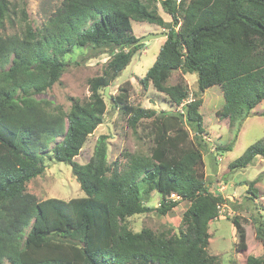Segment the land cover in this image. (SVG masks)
Masks as SVG:
<instances>
[{
  "label": "trees",
  "instance_id": "1",
  "mask_svg": "<svg viewBox=\"0 0 264 264\" xmlns=\"http://www.w3.org/2000/svg\"><path fill=\"white\" fill-rule=\"evenodd\" d=\"M154 3L63 0L40 30L29 24L21 33L0 30V264H221L208 252L209 225L225 200L208 189L202 150L192 143L184 117L197 136L204 134L201 93L214 86L223 92L222 118L236 130L264 101V0L162 1L173 26L140 84L145 90L152 85L179 107L189 99L188 86L184 80L166 83L180 70L197 75V98L185 104V116L157 114L130 103L131 83L126 82L111 100L133 129L151 120L150 157L132 155L123 171L109 175L107 137L101 136L87 164L75 161L104 121L106 87L143 46L132 34L133 22L166 26ZM10 12L11 3L0 0V28ZM86 43L111 45L113 58L103 75L89 81V99H73L69 114L62 107L50 111L52 103L36 95L60 80L66 68L62 57ZM232 150V144L222 147ZM47 156L72 168L85 197L39 200L27 191V184L45 172ZM258 157H264V140L251 145L229 170L246 169ZM140 181L147 183V193L163 195L159 207L144 204ZM249 186L256 198L255 182ZM167 194L180 199L168 200ZM182 201L191 206L180 235L166 237L151 229L134 233L125 226L135 215L157 211L166 216ZM232 223L237 250L244 251L246 229L237 217ZM246 264L264 261L249 256Z\"/></svg>",
  "mask_w": 264,
  "mask_h": 264
},
{
  "label": "rangeland",
  "instance_id": "2",
  "mask_svg": "<svg viewBox=\"0 0 264 264\" xmlns=\"http://www.w3.org/2000/svg\"><path fill=\"white\" fill-rule=\"evenodd\" d=\"M8 1L11 3L10 16L4 20V28L0 30L9 35L21 33L28 24L35 31L42 29L63 2V0ZM142 1L148 2V0ZM162 1L164 0H156L154 5L166 26L133 22V35L141 39L149 34L168 33L169 28L173 26V18L166 13ZM165 41V38H160L148 44L143 43L142 48L133 55L130 65L111 84L109 94L112 99L120 95L125 83L129 81L131 89L128 95L132 105L154 110L157 114L164 111L185 116V104L196 99V95L199 94L196 74H185L176 70L168 79L167 86L175 85L180 80H184L188 86L189 99L179 107L152 85L145 90L140 84V79L153 66ZM112 54L111 45L96 47L86 43L84 46L74 47L71 53L62 57L66 68L60 80L51 88L37 94L36 99L43 103H52V107H49L50 111L52 108L62 107L63 111L69 114L73 99L81 101L89 99L91 95L89 81L103 75L113 58ZM102 94L104 95L103 92ZM201 98L203 103L200 113L203 116L204 134L197 136L184 117L185 127L190 133L192 143L201 147L208 189L225 200V208L219 211V217L209 225L208 252L218 257L221 264H246L249 256L264 261V157H258L254 164L246 169L229 170L230 163L242 156L251 145L264 140V101L243 121L240 130H236V127H230L228 119L222 118L225 100L219 86L205 90L201 93ZM104 99L107 105L104 121L88 137L75 161L81 165L87 164L93 157L98 139L106 136L109 175H111L123 171L132 155L150 157L153 141L150 133L151 120H145L133 129L124 111L115 108L112 100L105 96ZM61 140L60 138L52 143L49 149ZM231 144L232 151H222V147ZM49 153L52 155L51 151ZM44 164L45 172L27 184V191L30 194L35 195L39 200L57 198L66 201L86 196L69 165L56 162L50 156L45 158ZM251 182H255V189L258 190L256 198L250 193ZM139 184L144 204L152 208L159 207L163 195L157 190L147 193V183L140 181ZM166 199L179 200L180 197L167 194ZM190 206V201H182L166 216L160 215L157 211L135 215L126 220L125 226L134 233L151 229L157 235L166 237L180 235L185 229L184 214ZM235 217L239 218L246 229L247 249L244 251L237 250L239 239L232 223ZM4 264L9 262L6 260Z\"/></svg>",
  "mask_w": 264,
  "mask_h": 264
},
{
  "label": "water",
  "instance_id": "3",
  "mask_svg": "<svg viewBox=\"0 0 264 264\" xmlns=\"http://www.w3.org/2000/svg\"><path fill=\"white\" fill-rule=\"evenodd\" d=\"M160 38L167 39L168 38V34L167 33L149 34V35L139 39V44H143V43L148 44V43H150V41L156 40V39H160ZM109 90H110V87L109 86L106 87V89H105V97H107L109 100H111L112 97L109 94Z\"/></svg>",
  "mask_w": 264,
  "mask_h": 264
},
{
  "label": "built area",
  "instance_id": "4",
  "mask_svg": "<svg viewBox=\"0 0 264 264\" xmlns=\"http://www.w3.org/2000/svg\"><path fill=\"white\" fill-rule=\"evenodd\" d=\"M223 208H225V205H221V206H219V210H221V209H223Z\"/></svg>",
  "mask_w": 264,
  "mask_h": 264
},
{
  "label": "clouds",
  "instance_id": "5",
  "mask_svg": "<svg viewBox=\"0 0 264 264\" xmlns=\"http://www.w3.org/2000/svg\"><path fill=\"white\" fill-rule=\"evenodd\" d=\"M175 195V194H174Z\"/></svg>",
  "mask_w": 264,
  "mask_h": 264
}]
</instances>
